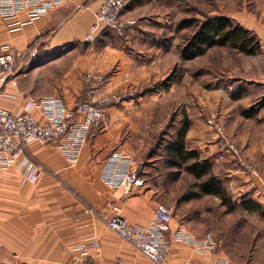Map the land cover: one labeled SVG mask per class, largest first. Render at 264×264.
<instances>
[{"label":"crops","instance_id":"obj_1","mask_svg":"<svg viewBox=\"0 0 264 264\" xmlns=\"http://www.w3.org/2000/svg\"><path fill=\"white\" fill-rule=\"evenodd\" d=\"M101 2L102 0H70L51 14L14 31L9 30L8 22L0 16V45L10 43L23 55L18 63L19 71L3 90L11 98L0 96L1 107L14 113L23 111L28 103L40 104L45 98L52 97L63 105L67 114L77 117V103L90 97L82 82L75 78L68 81V77L76 76L83 61L74 62L63 82L58 80L57 75H53V68L76 52L77 46L87 44L85 38L90 33ZM142 2L143 0L132 1L123 17L125 21L133 18ZM246 4L244 2L239 10H227L226 6V9L220 8L208 14H223L252 31L264 50L263 14L254 15ZM259 4V0H252L251 10L255 9V13L262 10ZM83 5L86 7L80 10L79 7ZM18 20L25 22L27 14H21ZM105 33L100 34L96 42ZM115 52L118 53L115 54V59L120 66H125L128 60L133 65L132 57H127L119 50ZM145 57L152 59L154 56L146 53ZM150 61L153 64L154 61ZM137 63L138 60H135L136 65ZM98 66L95 62L90 63V67L99 68ZM149 77H152L150 71L143 74L137 72L136 80L133 81L139 84ZM251 77L252 79L245 78V84L240 82L234 92L231 91L230 97H233L237 106L243 107L242 113L246 117L240 115L235 121L237 127L233 135L237 142H234L244 162L252 165L254 171H246L234 156L225 151L213 136L211 128L209 134L202 138L198 134L199 128L192 126L187 143L189 146L190 141L196 140V146L191 145L190 148L200 152L203 159L211 161L214 174L225 182L233 200L241 196V199L236 200L240 203L246 197L262 206L264 163L260 162L264 147L258 142V134L262 128L257 125L261 121L264 124V116L261 113L256 116L246 114V110L253 104L251 98H259L254 94L255 88H260L259 96L264 99V67H260L259 73ZM112 85L113 83L109 87ZM32 113L40 124L46 121L42 108L35 107ZM110 114L111 126L90 132L77 164L70 165L57 144H33L29 148L28 157L41 171L38 179L28 178L17 169L0 171V264L14 259L19 264H71L79 255L76 247L91 239H97L101 244L100 252L90 250V256L96 264H115L120 259L126 264H154L118 237L100 217L104 213L108 217L120 215L130 225L148 227L160 204L159 192L152 186L149 174L141 177L143 185L135 187L131 193H126L120 187L114 189L104 182L107 161L116 152L132 154L130 145L122 139L124 126L117 123L114 111L111 110ZM244 123H248L249 128L242 137ZM262 130L264 131V127ZM243 139L246 143H242ZM89 210L92 212L87 213ZM172 210L175 215L170 223L168 238L173 239L178 230L197 239L205 236L191 224L195 221V216L180 214L174 208ZM257 235H263V231L260 230ZM262 245L264 246V241L256 246L259 254L264 252ZM171 254L175 264H216L221 259L232 261L218 242L213 252L200 255L193 244L173 239ZM259 254L249 264H264V258Z\"/></svg>","mask_w":264,"mask_h":264},{"label":"rangeland","instance_id":"obj_2","mask_svg":"<svg viewBox=\"0 0 264 264\" xmlns=\"http://www.w3.org/2000/svg\"><path fill=\"white\" fill-rule=\"evenodd\" d=\"M227 1L143 0L133 18L127 19L132 25L122 35L107 31L98 42L77 46L78 50L66 61L56 64L53 75L63 82L74 62L83 61L76 76L68 77V81L74 78L79 80L87 93L85 76L88 73L102 74L104 80L95 99L115 95L122 98L110 109L114 111L117 123L124 126L122 139L130 145L136 164L145 172V176H151L152 186L159 192V203L178 210L180 214L195 216L191 224L203 235L212 233L233 264H249L259 254L257 244L264 241V216L243 209L228 213L220 200L214 197L188 201L190 193L195 191L196 181L186 173L177 176V170L167 165L164 153V146L173 139L185 117L192 126L199 128L198 134L202 138L209 134L208 121L215 117L222 123L225 136L235 141V121L240 115L244 117L243 107L237 106L233 97H228L240 82L245 84V78L252 79L251 76L264 67V50L262 48L258 56H248L230 48L215 46L206 48L195 59H185L182 50L194 29H179L181 21L186 18L203 19L208 12L226 9V6L227 10H239L244 2L254 15L263 14L264 18V0H259L262 10L256 13L255 9L251 10L252 0ZM115 50L132 57L133 65L128 60L125 66H120L115 59V54H118ZM146 53L154 57L146 58ZM135 60H138L137 65ZM150 60L154 61L153 64ZM93 62L99 64V68L90 67ZM148 71L152 77L139 84L133 81L137 72L143 74ZM260 93V88H255L254 94L259 98H251L253 104L246 113L255 116L261 113L264 116V99L259 96ZM91 99L93 97L79 101L76 107ZM257 126L263 129L264 124L261 121ZM248 128V123H244L242 137ZM262 129L258 142L264 147ZM212 133L215 137L213 130ZM245 140L242 143H246ZM195 141H190L188 147L194 146ZM260 163H264V155ZM260 230L263 235L258 236ZM259 255L264 258V252Z\"/></svg>","mask_w":264,"mask_h":264},{"label":"built area","instance_id":"obj_3","mask_svg":"<svg viewBox=\"0 0 264 264\" xmlns=\"http://www.w3.org/2000/svg\"><path fill=\"white\" fill-rule=\"evenodd\" d=\"M70 0H1L0 16L8 22L10 31L21 29L26 24L40 20L55 9L66 5ZM133 0H102L99 11L95 14V21L90 33L86 36V43H95L100 34L114 31L122 35L130 21H124V15ZM86 6H80L83 10ZM27 14L25 22L19 21L21 14ZM23 58L22 53L10 43L0 45V96L11 98L4 92L13 76L17 73V64ZM104 76L88 73L85 76L87 95L93 97L81 103L74 114H67L63 105L52 97L45 98L40 104L28 103L24 110L10 112L0 106V171L17 169L28 178L36 180L41 171L28 157L29 148L33 144L50 145L57 144L70 165L79 162L81 152L87 144V138L93 129L107 128L111 124L110 108L121 102L119 96H104L95 99ZM231 99V97H228ZM95 99V100H94ZM35 107L42 108L46 115V121L40 124L33 115ZM78 118V119H77ZM216 140L224 147L225 151L234 156L247 170L254 171V167L246 164L237 149L235 143L224 134L223 125L215 117L209 121ZM106 172L103 180L110 187L123 188L126 193H131L135 187L143 185L140 177V168L136 164L132 154L116 152L106 163ZM92 212L91 210L87 213ZM173 210L159 204L155 209L154 219L148 227L130 225L120 215L108 217L106 213L100 214L114 233L133 248L137 249L154 264H175L171 259L172 240L193 244L200 255H206L217 248V240L212 233L197 239L178 230L173 239L168 238L170 223L173 220ZM101 250V244L97 239H91L88 243L78 245L76 251L79 255L71 264H96L90 256V250ZM2 264H19L17 260H11ZM115 264H126L124 260H117ZM186 264V263H182ZM216 264H233L231 261L221 259Z\"/></svg>","mask_w":264,"mask_h":264},{"label":"trees","instance_id":"obj_4","mask_svg":"<svg viewBox=\"0 0 264 264\" xmlns=\"http://www.w3.org/2000/svg\"><path fill=\"white\" fill-rule=\"evenodd\" d=\"M185 28L194 29L182 50L185 59H195L204 53L206 48L215 46L230 48L248 56H258L262 52L256 34L222 14H205L203 19L186 18L179 25V29ZM181 123L173 139L164 146V153H166L167 165L177 170L175 172L177 176L186 173L196 181L195 191L190 193L187 200H198L205 196L214 197L220 200L221 206L225 207L228 213L243 209L263 217L264 207L256 201L246 197H243L240 203L233 200L225 182L214 174L211 161L207 158L203 159L200 152L188 147L187 136L192 123L187 117ZM144 175L145 172L140 168V177Z\"/></svg>","mask_w":264,"mask_h":264}]
</instances>
